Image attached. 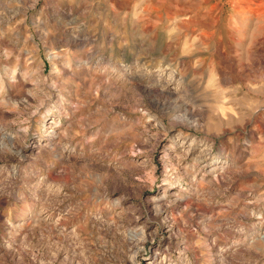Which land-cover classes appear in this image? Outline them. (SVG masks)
Masks as SVG:
<instances>
[{
	"label": "rangeland",
	"instance_id": "obj_1",
	"mask_svg": "<svg viewBox=\"0 0 264 264\" xmlns=\"http://www.w3.org/2000/svg\"><path fill=\"white\" fill-rule=\"evenodd\" d=\"M0 264H264V1L0 0Z\"/></svg>",
	"mask_w": 264,
	"mask_h": 264
},
{
	"label": "bare ground",
	"instance_id": "obj_2",
	"mask_svg": "<svg viewBox=\"0 0 264 264\" xmlns=\"http://www.w3.org/2000/svg\"><path fill=\"white\" fill-rule=\"evenodd\" d=\"M264 1V0H263ZM260 2H262V1H260ZM261 4V3H260ZM262 4H263V2H262ZM263 6V5H262ZM222 8V7H221Z\"/></svg>",
	"mask_w": 264,
	"mask_h": 264
}]
</instances>
